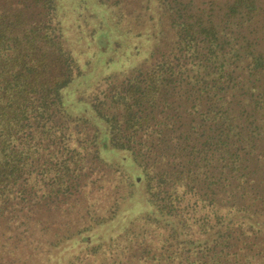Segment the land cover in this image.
<instances>
[{"label": "trees", "instance_id": "16d2710c", "mask_svg": "<svg viewBox=\"0 0 264 264\" xmlns=\"http://www.w3.org/2000/svg\"><path fill=\"white\" fill-rule=\"evenodd\" d=\"M145 1L147 58L87 81L119 48L109 13L82 61L61 0H0V264L263 258L264 0Z\"/></svg>", "mask_w": 264, "mask_h": 264}, {"label": "rangeland", "instance_id": "374dc122", "mask_svg": "<svg viewBox=\"0 0 264 264\" xmlns=\"http://www.w3.org/2000/svg\"><path fill=\"white\" fill-rule=\"evenodd\" d=\"M147 5L148 3L145 0H126L105 10V8L101 9L98 5H93L91 0L90 2L85 0H61L59 14L65 42L72 48L76 57L82 61L88 59L91 52L95 49L91 33L100 29L102 25L101 17L98 13L102 11L109 13L111 21L114 23L116 21L113 24V32L115 33V40L119 42V44L117 43L119 48L113 52L114 59L109 66V70L105 69L104 62H99L96 72L89 74V76H84L87 81L95 78L99 79L109 72L116 73L119 77L123 76L130 72L133 65L147 58L149 49L154 44L155 39H157L156 35L159 33V28L164 27V21L161 22L157 18L155 20L151 15V10L155 13V8H147ZM102 61H104V57ZM104 69L105 72H103ZM107 152L106 154L108 155L109 153ZM108 173L104 171V174ZM115 175H110V178L113 179L112 176ZM109 181L105 177L104 183L106 186H108ZM111 196L110 191L107 193L101 189L96 192L94 201L97 205L102 203L109 205L111 204ZM131 199H134L133 206L135 210L128 211V207H131L129 203L123 206V211L126 210L125 212L128 215L136 213L139 207H142L141 203H145L143 200L141 202V198L137 195ZM77 209L75 207L73 210ZM262 254L263 258L257 264H264V252Z\"/></svg>", "mask_w": 264, "mask_h": 264}]
</instances>
